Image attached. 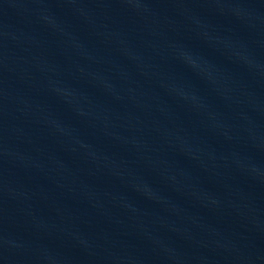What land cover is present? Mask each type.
<instances>
[{
  "label": "water",
  "instance_id": "water-1",
  "mask_svg": "<svg viewBox=\"0 0 264 264\" xmlns=\"http://www.w3.org/2000/svg\"><path fill=\"white\" fill-rule=\"evenodd\" d=\"M0 264H264V0H0Z\"/></svg>",
  "mask_w": 264,
  "mask_h": 264
}]
</instances>
